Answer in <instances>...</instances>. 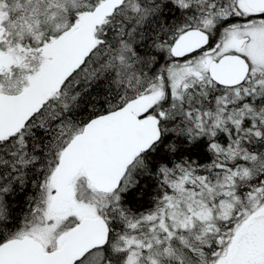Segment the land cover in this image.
<instances>
[{
  "label": "snow or ice",
  "instance_id": "1",
  "mask_svg": "<svg viewBox=\"0 0 264 264\" xmlns=\"http://www.w3.org/2000/svg\"><path fill=\"white\" fill-rule=\"evenodd\" d=\"M0 264H264V0H0Z\"/></svg>",
  "mask_w": 264,
  "mask_h": 264
}]
</instances>
